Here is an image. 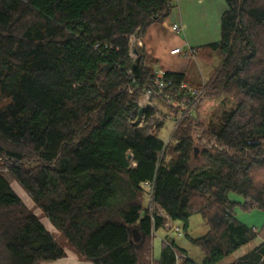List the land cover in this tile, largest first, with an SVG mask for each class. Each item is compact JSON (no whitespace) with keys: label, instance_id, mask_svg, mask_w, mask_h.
I'll list each match as a JSON object with an SVG mask.
<instances>
[{"label":"trees","instance_id":"16d2710c","mask_svg":"<svg viewBox=\"0 0 264 264\" xmlns=\"http://www.w3.org/2000/svg\"><path fill=\"white\" fill-rule=\"evenodd\" d=\"M176 1L0 0V264L67 256L3 166L69 248L94 264H219L258 236L236 218L230 194L243 197L244 211H264V0H226L220 40L188 50L209 62L218 53L207 84L167 72L176 83L168 100L153 95L142 107L156 89L155 68L131 38L167 18ZM182 81L204 94L178 119L189 96ZM224 93L234 108L215 113L221 122L207 119L203 102ZM196 153L205 163L194 167ZM194 214L209 227L197 238L188 233ZM167 220L183 223L204 252L200 263L169 235L154 257L153 232ZM133 228L143 242L130 241ZM230 264H264V242Z\"/></svg>","mask_w":264,"mask_h":264},{"label":"crops","instance_id":"0c3cea01","mask_svg":"<svg viewBox=\"0 0 264 264\" xmlns=\"http://www.w3.org/2000/svg\"><path fill=\"white\" fill-rule=\"evenodd\" d=\"M226 10V0H177L175 7L167 18H164L162 22L152 24L143 37H132L131 44L134 45V48H142L146 56L153 60L151 66H153L155 69L162 68L165 71L172 73L180 72L191 81L199 82L200 79H195L190 74L192 59H196V57L188 58L183 53H179V55L172 54L171 50L179 46L183 50L187 51L194 47L205 46L219 41L221 38V16ZM174 24H178L181 30L178 32L173 30L172 27ZM138 41L141 42L140 45L138 44ZM197 59L199 60L200 57H197ZM206 62L208 63L209 60H206ZM11 185L25 201L28 207L33 209L34 212L40 217V220L45 225V227L50 230L52 234L60 235L58 228H56L50 219L43 214L42 209L35 205V202L28 195V193L19 184V187L17 184L14 185L11 183ZM230 198L237 203L234 207V214L236 218L244 225L251 227V229L253 227L256 228L259 232L258 235H260L264 231V211L259 209L249 212L244 211L241 208V204L244 202L242 196L232 193L230 194ZM29 201L32 202L29 204ZM160 214L166 216L164 212H160ZM171 222L175 221L171 220ZM163 229L165 230V235L162 237L161 243L159 245L160 254L162 242L165 241V238L168 235L167 230L165 227H162L153 232L154 244L155 236L158 234L159 230ZM169 240H172L171 236H169ZM262 242H264V239ZM66 250V257L54 261L43 262L41 264H94L92 262L82 260L71 249L68 248ZM156 254L157 251L154 244V257L159 259L160 255L159 257H156ZM238 258L239 256L233 259V261ZM233 261H228L224 264H230Z\"/></svg>","mask_w":264,"mask_h":264},{"label":"rangeland","instance_id":"374dc122","mask_svg":"<svg viewBox=\"0 0 264 264\" xmlns=\"http://www.w3.org/2000/svg\"><path fill=\"white\" fill-rule=\"evenodd\" d=\"M220 61L221 59L218 56V53H215L214 60L208 63L206 62V60H203L201 58L199 60L197 58L196 59L194 58L192 59V65L190 67V74L193 76V78L200 79L199 82L202 81L203 83L206 82L207 84L208 78L214 74L215 68L219 65ZM7 101H8L7 99H2L1 102L6 103ZM235 104H236V100L234 99V97H232L231 94L224 93L223 95L220 94L218 98L215 97L212 99L205 100L202 104L201 110L203 114H205V117H207V119L211 118L214 122H221V121H218L219 116H216V114L221 113L224 110H231V108H234ZM162 107L165 108L166 106L164 105ZM162 116L163 115L158 114L156 115V118L163 119ZM167 121H168V123L166 124L167 126L164 127L159 133V136L164 139L167 138L168 133L170 132V129L173 125L171 120H167ZM193 163H194L193 164L194 167L201 166L205 163V159L201 157L200 153H196ZM1 170L4 173L5 177L12 184L14 185L17 184V186L19 187L18 185L19 183L15 179H13L12 175L10 174L9 170L6 167L3 166ZM31 202L32 201H29V204ZM144 205H145V208L148 206L147 196L145 197ZM189 218H190L189 220L190 226L188 230L189 235L192 236L193 238H197V237H201L205 235L208 230V225L206 224L203 217L200 214H194ZM172 224L174 225V227L178 226L180 228L183 225V223L178 220L175 222H172ZM167 234L172 237V240L176 241L177 245H179L180 247H183V249L187 251L189 258L193 259L196 262L202 261V259L204 258V252L199 246L193 244L184 234L179 236L178 233L175 232V230H172V232L167 231ZM164 235H165V230L163 229V230H159L158 234L155 236L154 244H155V248L157 251L156 257H159L160 255L159 245ZM55 236L58 238L61 245H63L66 249L69 248L68 243L64 237L60 235H55ZM263 239H264V231L260 235H258L254 240L248 243L245 247L238 249L235 253H232L230 256L225 258L220 264H224L228 261H233V259H235L236 257L243 255L248 250H251L257 245H259Z\"/></svg>","mask_w":264,"mask_h":264},{"label":"built area","instance_id":"2783aa9c","mask_svg":"<svg viewBox=\"0 0 264 264\" xmlns=\"http://www.w3.org/2000/svg\"><path fill=\"white\" fill-rule=\"evenodd\" d=\"M172 29L177 31V32L181 30V28H180V26L178 24H174ZM138 44L140 45L141 42L138 41ZM133 46L134 45H132V48L134 49ZM133 49L131 50L130 54H131V56L133 58H135L136 54L133 51ZM171 53L172 54H178V55H179V53H183L186 57H190V55L192 54L190 51H188V50L185 51L179 46L174 48V49H172ZM167 72L168 71H165L162 68H157V69L154 70V86H155L156 89L153 92L150 91V92H147L144 95V97L139 102L140 106L143 107V106L151 105L152 104V98L151 97L153 95H157V94H158L157 96H162L166 100H168L167 98H169L170 95L166 93V90L169 87H175L176 83H175V81H174V79L172 77L167 76ZM178 87H179L180 90H185L187 93H189L188 97H184L181 100V105H183V107H184L183 110L184 111H181V113H180V115L178 117V119H180L182 116H185L187 113L188 114L192 113L193 107L199 103L201 97L203 96L204 89L202 87L193 86L189 82H186V81L180 82ZM144 118H145V116H143V119ZM143 119L140 122V125L143 124ZM175 123H177V120H175ZM159 129L160 128L157 125H154L153 128H152V132L153 133H158ZM198 136H201V134H198ZM212 146H216V145L211 141V142H209V147H212ZM219 149H222V148H219ZM164 227L166 228L167 231H171L172 232V230H175V232H177L178 235H183L184 234L182 228H180L178 226L174 227V225L172 224L171 220H167Z\"/></svg>","mask_w":264,"mask_h":264},{"label":"water","instance_id":"95a60500","mask_svg":"<svg viewBox=\"0 0 264 264\" xmlns=\"http://www.w3.org/2000/svg\"><path fill=\"white\" fill-rule=\"evenodd\" d=\"M140 111H142V109L140 110ZM196 150H198V148H196ZM195 150V151H196ZM132 237H131V242L133 243V242H137V241H140L141 240V242H143L144 241V239H145V234H142L140 231H138V229L137 228H133L132 229Z\"/></svg>","mask_w":264,"mask_h":264}]
</instances>
